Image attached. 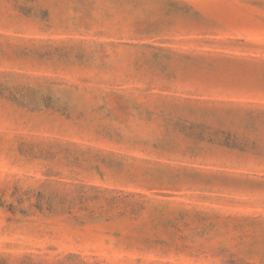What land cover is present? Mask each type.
I'll return each instance as SVG.
<instances>
[{
  "label": "rangeland",
  "instance_id": "rangeland-1",
  "mask_svg": "<svg viewBox=\"0 0 264 264\" xmlns=\"http://www.w3.org/2000/svg\"><path fill=\"white\" fill-rule=\"evenodd\" d=\"M0 264H264V0H0Z\"/></svg>",
  "mask_w": 264,
  "mask_h": 264
}]
</instances>
